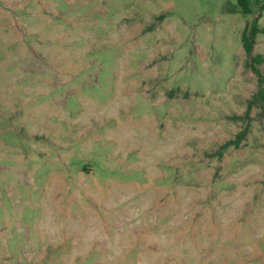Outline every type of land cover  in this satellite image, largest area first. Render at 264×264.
<instances>
[{
  "label": "rangeland",
  "instance_id": "374dc122",
  "mask_svg": "<svg viewBox=\"0 0 264 264\" xmlns=\"http://www.w3.org/2000/svg\"><path fill=\"white\" fill-rule=\"evenodd\" d=\"M251 10L0 0V264H264Z\"/></svg>",
  "mask_w": 264,
  "mask_h": 264
},
{
  "label": "trees",
  "instance_id": "16d2710c",
  "mask_svg": "<svg viewBox=\"0 0 264 264\" xmlns=\"http://www.w3.org/2000/svg\"><path fill=\"white\" fill-rule=\"evenodd\" d=\"M253 2L258 5L259 10L264 8V6L259 5V0H253ZM236 5L243 15H248L252 13L251 10V0H236ZM260 18V12L258 15L250 22L246 23L240 37V43L242 50L247 57V67L250 68L251 72L256 76L258 83V90L254 95V99L259 100L264 105V75L261 74L260 70L257 68L259 65L264 63V57L261 54L252 55L253 46L255 44V38L258 34H264V28L260 29L258 26V20ZM251 108V103L247 107V112ZM245 132L242 131L237 134L236 139L233 141H228L223 145L227 147L229 145H237L243 140Z\"/></svg>",
  "mask_w": 264,
  "mask_h": 264
}]
</instances>
